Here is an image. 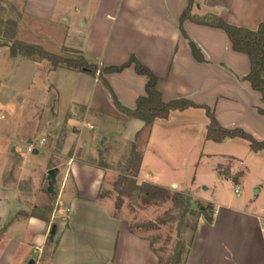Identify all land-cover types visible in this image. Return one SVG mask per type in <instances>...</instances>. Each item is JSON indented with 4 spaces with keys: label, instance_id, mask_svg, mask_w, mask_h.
I'll return each mask as SVG.
<instances>
[{
    "label": "crops",
    "instance_id": "crops-1",
    "mask_svg": "<svg viewBox=\"0 0 264 264\" xmlns=\"http://www.w3.org/2000/svg\"><path fill=\"white\" fill-rule=\"evenodd\" d=\"M13 2L21 6L20 15L13 20L15 35L21 31L34 34L31 36L34 41H21L16 37L14 40L40 47L44 40L58 49L59 56L72 55L63 56L67 58L76 54L66 50L78 51L99 69L120 66L133 57L157 77L156 90L163 102L185 99L206 106L222 127L238 128L257 141L264 140V115L258 113V109H264L261 95L243 79L250 70L248 57L233 51L228 37L220 29L185 21L181 31L179 18L188 0ZM191 14L213 15L231 26L256 30L264 22V0H194ZM190 42L199 49L203 62L194 59ZM12 57L18 59L20 76H27L32 85L38 77L52 80L54 105L42 127L37 122L36 132L40 130L38 136L50 134L51 118L56 119L55 122L59 119L56 126L62 125V140L59 148L52 142L42 147L46 139L39 138L44 142L38 153L31 152L27 156L29 152L22 142L27 139V143L30 142L32 136L19 135L15 128L0 126V234H6L0 243L17 247L23 244L26 248L21 263L16 261V251L9 252L8 264H25L31 248L41 253L30 264H158L150 241L130 231L128 223L115 213L107 194L98 197L103 194L108 175L116 173L108 160H116L118 156L111 149H98L97 142L102 137L103 144L113 128H118L129 150L134 142L141 155L138 184L147 183L150 178L160 177L156 166L170 157L163 149L175 145L176 140L198 134L199 143L211 142L205 139L208 119L204 110L174 111L166 120H155L144 126L142 121L119 112L111 100L112 93L121 106L134 109L137 98L145 95L147 78L136 74L133 66L119 73L103 74L108 90L98 74L92 76L62 67L53 69L48 61L37 56L17 54ZM32 85H28L27 90ZM61 94L64 102H61ZM89 119L97 124V133L81 137L85 125L94 129ZM68 128H74L72 133L80 138L69 136ZM137 133L139 136L135 139ZM228 143L245 149L244 160H257L264 167V150L252 152L249 144L239 138L215 144ZM18 148L20 161L11 178L4 181L3 171L13 164V149L18 151ZM112 154L115 157H111ZM232 155L228 156L235 158ZM53 168L58 170L56 182L61 174V190L54 197V203L41 189L44 176ZM229 174L242 176L243 173L230 171ZM23 182L29 183L28 195L25 202L19 203V186ZM189 191L180 193L191 197L186 194ZM262 191L263 187L258 194ZM55 192L54 185L53 195ZM210 204L212 222L199 217L184 264H264L263 210L255 211L229 202L216 208ZM33 208L50 210L47 221L30 217ZM15 224L14 229H24L27 238L7 235L6 229ZM53 226L56 231L51 235ZM2 253L0 251V258Z\"/></svg>",
    "mask_w": 264,
    "mask_h": 264
},
{
    "label": "rangeland",
    "instance_id": "rangeland-1",
    "mask_svg": "<svg viewBox=\"0 0 264 264\" xmlns=\"http://www.w3.org/2000/svg\"><path fill=\"white\" fill-rule=\"evenodd\" d=\"M21 6L19 3L13 2V0H0V35L5 33V36H9L12 32L13 20H17L20 15ZM1 39L6 42L8 38ZM31 36L34 34L18 32L15 39H21V41H34ZM27 43V42H26ZM42 49L55 55H60L58 49L46 42L42 43ZM63 56H72L70 53H64ZM18 59L12 57L9 54V50L6 47H0V115H4V120L0 121V126L6 125L15 128L17 134L22 135L28 133L32 136L29 140L31 142L37 141L39 138L46 139V144L42 147L54 143L56 148L60 147L62 140V125L56 126L60 120L51 118L50 126L51 133L48 135L38 136L40 130L36 132L37 122L42 124L50 109L54 105V91L50 87V78L45 79L44 76L35 78L33 85L27 76H20V70L17 68ZM19 74V75H18ZM30 86L29 90L27 88ZM61 96V102H64L63 94ZM19 100L21 102H19ZM89 125L94 127L93 130L89 129L86 125L81 131V137L83 134L91 135L97 133V124L91 119L88 120ZM64 126V125H63ZM74 128H68L67 134L69 136H75L73 134ZM19 132V133H18ZM108 140L102 144L103 138L97 142L98 149L102 151L113 150L118 158L114 161L108 160L111 165L110 168L115 170V175H108V179L104 182L102 187V193L107 194L108 198L114 205V211L119 214L129 226L132 232L147 238L152 244L153 249L157 252L163 262L175 261L177 252L181 251L179 256V264L182 263L186 252L188 250V244L190 242L192 231L191 227L195 223V216L193 212L197 213L201 207L208 208L207 205L213 203V207L217 205H226L231 203L238 207H248L255 211H262L264 216V167L258 163L257 160L248 159L244 160L245 149L228 143L225 146H219L215 143H199L198 134H193L187 139L176 140L175 145L163 149L165 154H169L170 157L167 160H163L162 163L156 167L160 172V177L157 180L152 178L147 180V184L161 187L162 185L168 188V195L166 197L157 198L149 203L143 202V195L132 185L138 181L131 177L130 172H125L126 162L129 157V146L122 139L119 134L118 128H113L108 136ZM26 142H22L23 147L26 146ZM43 150V148H41ZM13 149L14 161L11 166H8L3 171L4 181H8L11 178L15 166L20 161L19 148ZM55 150V149H53ZM245 151V152H244ZM231 153V154H230ZM234 155L235 158L228 155ZM236 153V154H234ZM206 154H214L212 158H208ZM30 153H27L29 156ZM232 155V156H233ZM111 157H115L112 156ZM99 163V161L97 160ZM2 170V163L0 162V171ZM220 171V172H219ZM232 171L234 173H243L242 176L236 177V180L231 177L229 182L225 181L223 176L229 174ZM221 176V179L217 177ZM124 176L125 180L121 183L120 191L114 188L115 183L119 177ZM236 176V175H234ZM47 176H44L42 180L41 189L52 198V203L55 202L56 197L61 190L60 177L57 178L55 184V195L47 192ZM113 177V178H112ZM174 183L178 187H173ZM28 182L20 184L21 197L19 203H23L28 195ZM263 187V191L260 194H254L255 189ZM163 188V187H162ZM108 189L109 191H106ZM165 189V188H164ZM189 189L191 197L184 195L185 198L190 199L189 211L183 217L182 209L177 207L172 201V197L175 193L184 192ZM237 189V193L234 190ZM121 202L119 209L116 208L118 202ZM208 215H212V207L207 211ZM57 220V219H56ZM7 228V235H17L21 239L26 237V232L23 229ZM6 234H0V239H3ZM14 244L6 246L3 241L0 243V251L3 252V257L0 258V264H8L6 256L9 252L14 250L17 256V262L22 259V255L25 251L23 244ZM41 250L31 248L28 256V261L25 264H30L31 261H35Z\"/></svg>",
    "mask_w": 264,
    "mask_h": 264
},
{
    "label": "trees",
    "instance_id": "trees-1",
    "mask_svg": "<svg viewBox=\"0 0 264 264\" xmlns=\"http://www.w3.org/2000/svg\"><path fill=\"white\" fill-rule=\"evenodd\" d=\"M194 0H188L187 7L182 12L179 18L180 30L182 24L185 21H191L198 25L208 26L224 31L228 37L233 51L244 54L248 57L250 61V70L249 73L243 78L250 84L252 90L260 93L261 101L264 104V22H261L256 30H249L243 27H235L229 24L224 23L221 19L213 15H206L204 17H197L191 14L192 5ZM12 32L9 36L0 35V47H6L9 50L11 56L21 54L25 57L37 56L40 59L46 60L50 63L53 69L62 67L69 70H74L89 75L98 74L99 80L102 82L104 87L109 90L107 83L102 78L103 74L106 73H119L130 66H133L134 71L138 75H143L147 78L145 85V95L140 96L136 100V105L134 109H128L120 105L114 95L111 93V100L114 107L127 116L128 118H133L140 120L144 123V126L151 125L155 120H166L171 112L174 111H184L190 108L193 109H202L205 112V115L208 119V124L206 126L205 139L214 143H221L225 139H234L239 138L246 141L249 144V148L252 152H259L264 150V140L257 141L252 138L249 134L244 132L241 129H226L222 127L217 120L215 119L213 113L206 106L196 105L185 99H177L170 102H163L161 99L160 93L156 90V83L158 81L157 77L152 74L146 67L142 66L138 61L133 57L117 67H107V68H98L95 64L89 63L78 51L75 50H66L71 53H75L76 56L72 58H67L55 54L46 52L38 45L27 44L21 41L14 40V28L15 23H12ZM184 35V34H183ZM8 38L6 42L1 41L2 38ZM185 36V35H184ZM191 53L194 59L198 62H203V58L200 54L199 49L192 42L189 43ZM258 113L264 115V109H258ZM139 136V133L136 134L135 139ZM141 163V155L135 149V143L131 142L129 157L126 162L125 172H130L131 177L135 179L137 177L139 167ZM103 167V166H102ZM223 176L226 179L233 177L236 180V177H240L238 174L236 176H230L226 174ZM125 180L124 176L119 177L118 181L115 183L114 188L120 191L121 183ZM134 187L143 195V202L149 203L157 198L166 197L168 195V190L162 187L153 186L147 183H141L137 185L135 182L132 183ZM98 197H105L104 194H101ZM172 201L176 204L177 207L182 209L183 217L189 211V201L190 199L185 198L182 193H175L172 197ZM121 202L119 201L116 208L119 209ZM208 208H200L201 210L197 213L193 212L195 216V223L191 227L192 236L188 244V248L192 242L194 232L196 230L197 221L199 217L203 216L204 219L211 223L212 218L207 214V211L211 209V205H207ZM50 213V210L33 208L30 213V217L38 218L40 220L47 221V214ZM131 231V229H130ZM154 253L158 256L157 252L152 248ZM188 251V250H187ZM181 251L177 252L175 261H166L163 262L162 258L158 256V264H179ZM187 254V252H186ZM186 256V255H185ZM185 257L182 260L181 264H184Z\"/></svg>",
    "mask_w": 264,
    "mask_h": 264
},
{
    "label": "water",
    "instance_id": "water-1",
    "mask_svg": "<svg viewBox=\"0 0 264 264\" xmlns=\"http://www.w3.org/2000/svg\"><path fill=\"white\" fill-rule=\"evenodd\" d=\"M33 153L37 154L38 151L34 150ZM57 175H58V170L56 168L49 170L47 173V192L49 194H53V188H54V185L56 183ZM258 192H259V189L254 190V194H258ZM55 231H56V227L53 226L52 230H51V235H53L55 233Z\"/></svg>",
    "mask_w": 264,
    "mask_h": 264
},
{
    "label": "built area",
    "instance_id": "built-area-1",
    "mask_svg": "<svg viewBox=\"0 0 264 264\" xmlns=\"http://www.w3.org/2000/svg\"><path fill=\"white\" fill-rule=\"evenodd\" d=\"M4 115H0V121L4 120ZM44 142V139L37 140L35 142H28L25 146V151L31 153L34 150H38ZM237 189L234 190L235 193H237ZM261 235H262V240L264 241V218L262 219V228H261Z\"/></svg>",
    "mask_w": 264,
    "mask_h": 264
}]
</instances>
